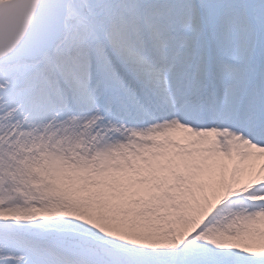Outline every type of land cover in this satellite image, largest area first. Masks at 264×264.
<instances>
[{
    "label": "snow or ice",
    "instance_id": "6c2138e0",
    "mask_svg": "<svg viewBox=\"0 0 264 264\" xmlns=\"http://www.w3.org/2000/svg\"><path fill=\"white\" fill-rule=\"evenodd\" d=\"M0 264H264V0H0Z\"/></svg>",
    "mask_w": 264,
    "mask_h": 264
}]
</instances>
